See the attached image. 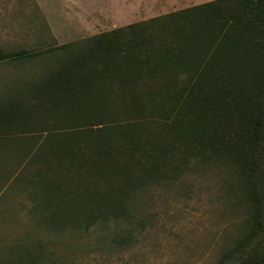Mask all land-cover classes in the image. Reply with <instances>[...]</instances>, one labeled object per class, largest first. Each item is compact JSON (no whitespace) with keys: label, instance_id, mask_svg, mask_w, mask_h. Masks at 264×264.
<instances>
[{"label":"trees","instance_id":"16d2710c","mask_svg":"<svg viewBox=\"0 0 264 264\" xmlns=\"http://www.w3.org/2000/svg\"><path fill=\"white\" fill-rule=\"evenodd\" d=\"M48 54L40 73L0 95V150L21 155L4 183H17L39 229L126 248L145 225L139 194L224 162L241 214L215 264H264V0H210L0 50V62ZM28 245L6 252L11 263L45 264L43 242Z\"/></svg>","mask_w":264,"mask_h":264},{"label":"rangeland","instance_id":"374dc122","mask_svg":"<svg viewBox=\"0 0 264 264\" xmlns=\"http://www.w3.org/2000/svg\"><path fill=\"white\" fill-rule=\"evenodd\" d=\"M198 3L203 2L0 0V50L44 48L79 40ZM51 56L0 62V95L40 73ZM7 111L9 108L0 112ZM20 156L0 150V264H13L6 252L16 254L33 240L46 246L45 264H215L239 231L241 212L230 189L236 185L234 171L224 162H214L139 194L133 206L144 217L145 225L126 248H113L101 241L95 244V239L70 242L57 238L29 219L30 202L17 183L12 179L4 183L5 167L12 173Z\"/></svg>","mask_w":264,"mask_h":264},{"label":"crops","instance_id":"0c3cea01","mask_svg":"<svg viewBox=\"0 0 264 264\" xmlns=\"http://www.w3.org/2000/svg\"><path fill=\"white\" fill-rule=\"evenodd\" d=\"M207 1H210V0H204V1L202 0V2H207Z\"/></svg>","mask_w":264,"mask_h":264}]
</instances>
